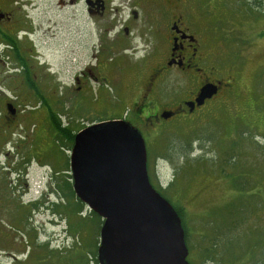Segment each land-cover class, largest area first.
<instances>
[{"label":"rangeland","instance_id":"rangeland-1","mask_svg":"<svg viewBox=\"0 0 264 264\" xmlns=\"http://www.w3.org/2000/svg\"><path fill=\"white\" fill-rule=\"evenodd\" d=\"M30 2L22 0L25 11ZM255 3L248 9L245 0H213L207 18L199 22L213 49L231 64L220 66L222 76L233 79L230 88L196 113L182 111L141 124L133 116L137 86L127 69L121 80L94 83L90 96H81L79 103L74 86L61 102L62 124L75 135L112 119L139 128L151 183L165 189L182 213L190 264H239L244 249L264 239V0ZM55 67L72 85L79 66ZM188 92L184 78L174 73L159 86L157 104L173 110L188 100ZM43 117L32 118L29 146L14 141L8 145L9 160L2 159L0 223L13 226L18 239H36L37 255L46 261L42 264H99L103 219L74 191V143L55 134Z\"/></svg>","mask_w":264,"mask_h":264},{"label":"flooded vegetation","instance_id":"flooded-vegetation-1","mask_svg":"<svg viewBox=\"0 0 264 264\" xmlns=\"http://www.w3.org/2000/svg\"><path fill=\"white\" fill-rule=\"evenodd\" d=\"M30 1L25 11L22 0H0V166L2 159L10 158L8 145L24 140L22 145L29 146L36 114H43L61 139L66 136L61 102L73 86L79 103L81 96H90L94 83L121 80L126 69L132 70L137 86L133 116L141 124L167 109L159 107L157 99L159 86L169 75H181L191 95L173 108L174 117L182 111L196 113L224 87H231L233 76L224 78L220 67L231 64L213 49L210 35L199 26L213 0ZM255 2L245 0L248 9ZM55 66H79L72 85ZM208 83L219 86L217 94L190 112L185 103L194 101ZM3 174L0 167V198ZM14 230L0 223V264L46 262L37 255L36 239H18ZM243 253L239 264H264V239Z\"/></svg>","mask_w":264,"mask_h":264},{"label":"water","instance_id":"water-1","mask_svg":"<svg viewBox=\"0 0 264 264\" xmlns=\"http://www.w3.org/2000/svg\"><path fill=\"white\" fill-rule=\"evenodd\" d=\"M218 90L208 83L185 104L193 112ZM70 167L77 197L103 219L99 264H190L181 217L151 183L139 128L123 118L86 126L75 135Z\"/></svg>","mask_w":264,"mask_h":264},{"label":"trees","instance_id":"trees-1","mask_svg":"<svg viewBox=\"0 0 264 264\" xmlns=\"http://www.w3.org/2000/svg\"><path fill=\"white\" fill-rule=\"evenodd\" d=\"M53 121H54V118H53ZM66 139L71 143V144H73L74 143V137H75V134H73L70 130H68L67 132H66ZM153 184V183H152ZM154 186V185H153ZM156 188V187H155ZM157 189V191L158 192H160L165 198H166V196H165V189L163 190L162 188H156ZM167 199V198H166ZM168 200V199H167ZM177 210V212H178V214L181 216L182 215V213H181V211L179 210V209H176ZM94 213V212H93ZM98 216V215H97ZM186 236V235H185Z\"/></svg>","mask_w":264,"mask_h":264},{"label":"bare ground","instance_id":"bare-ground-1","mask_svg":"<svg viewBox=\"0 0 264 264\" xmlns=\"http://www.w3.org/2000/svg\"><path fill=\"white\" fill-rule=\"evenodd\" d=\"M50 219H51V218H50ZM52 219H53V218H52ZM48 221H49V220H48ZM50 223H52V222H50ZM58 227H59V226H58ZM61 229H62V228H61ZM59 230H60V229H59ZM41 233H42V232H41ZM51 234L53 235L54 233H51ZM56 234L59 235L60 237H62V236L60 235V233L57 232ZM59 236H58V237H59Z\"/></svg>","mask_w":264,"mask_h":264}]
</instances>
